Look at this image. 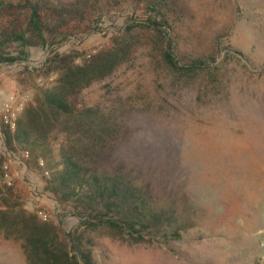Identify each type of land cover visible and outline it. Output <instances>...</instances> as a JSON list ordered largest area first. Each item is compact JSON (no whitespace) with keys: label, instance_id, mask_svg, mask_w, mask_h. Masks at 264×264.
<instances>
[{"label":"rangeland","instance_id":"rangeland-1","mask_svg":"<svg viewBox=\"0 0 264 264\" xmlns=\"http://www.w3.org/2000/svg\"><path fill=\"white\" fill-rule=\"evenodd\" d=\"M62 1L84 9L64 28L70 34L0 64V128L4 114L16 120L55 82L45 68L51 51L84 57L130 27V58L83 88L76 105L104 115L109 133L94 165L122 171L183 225L164 244L91 233L97 264H264L254 233L264 229V0ZM162 45L182 68L165 64ZM60 141L51 135V163ZM0 156V198L53 222L62 237L77 225L71 204L46 188L42 159L7 149L1 131ZM0 264H28L20 242L2 234Z\"/></svg>","mask_w":264,"mask_h":264},{"label":"trees","instance_id":"trees-1","mask_svg":"<svg viewBox=\"0 0 264 264\" xmlns=\"http://www.w3.org/2000/svg\"><path fill=\"white\" fill-rule=\"evenodd\" d=\"M83 10L78 1L0 0V64L27 60L29 46L59 43L70 34L64 28L82 18ZM129 28L113 37L110 45L84 57L51 51L45 68L56 74L55 82L23 109L14 128L8 123L0 128L7 149L21 146L47 164L46 188L59 203H70L71 214L78 218L62 237L53 222L1 197L0 234L20 242L28 264H97L91 233L129 243L164 244L170 237L178 238L183 227L175 225L164 207L153 205L122 171L94 165L102 158L99 143L109 133L103 128L104 115L96 107L76 105L83 88L130 58L134 35ZM160 52L170 69L182 68L169 47L162 45ZM54 133L61 134V141L58 161L51 163L49 143ZM1 164L0 156V168Z\"/></svg>","mask_w":264,"mask_h":264},{"label":"built area","instance_id":"built-area-1","mask_svg":"<svg viewBox=\"0 0 264 264\" xmlns=\"http://www.w3.org/2000/svg\"><path fill=\"white\" fill-rule=\"evenodd\" d=\"M10 105L9 103H5V106L3 107V111H10ZM4 120L6 123H8L10 125L11 128H14V125H15V120L12 121L10 120V118H8V115L7 114H4ZM264 232V229H261L259 230V233H263ZM259 247H260V252L258 253L257 255V259L258 261L260 262H264V237L260 238L259 240Z\"/></svg>","mask_w":264,"mask_h":264},{"label":"crops","instance_id":"crops-1","mask_svg":"<svg viewBox=\"0 0 264 264\" xmlns=\"http://www.w3.org/2000/svg\"><path fill=\"white\" fill-rule=\"evenodd\" d=\"M260 200H261V198H260ZM254 233L256 234L257 237H261V236L264 237V232H263V233H259V231L256 230ZM254 233H253V234H254ZM257 244H258V243H257ZM257 244L255 243V248L258 249ZM259 248H260V247H259Z\"/></svg>","mask_w":264,"mask_h":264}]
</instances>
